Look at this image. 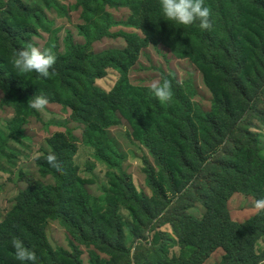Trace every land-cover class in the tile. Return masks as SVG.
<instances>
[{
    "label": "trees",
    "instance_id": "trees-1",
    "mask_svg": "<svg viewBox=\"0 0 264 264\" xmlns=\"http://www.w3.org/2000/svg\"><path fill=\"white\" fill-rule=\"evenodd\" d=\"M77 2L83 8L85 24L79 28L86 44H74L69 38L63 53L56 42L51 43L52 48L36 50L32 38L38 34L37 29L53 33L54 22L42 10L17 0L0 7V90L5 94L3 103L16 111L8 123V135L0 133V159L10 150L11 141L24 137L27 121L40 117L36 104L46 99L58 102L72 110L74 122L85 125V145L93 148L95 158L109 169V193L102 205L87 191V181L74 163L77 138L57 132L49 140L50 150L37 159L41 176L52 178L54 185L37 184L19 195L0 225V264H83L78 256L73 259L65 250H54L49 245L45 235L48 222H59L75 241L95 245L110 257L118 252L129 254L123 236L125 223L117 210L122 205L135 214L137 207L142 208L141 198L122 177L124 158L108 130L124 118L133 138L156 156L163 179L165 172L178 171L200 158L202 141L218 135L220 116H228L235 108L232 92L238 89L237 73L228 71L220 60L218 45L223 34L230 31L238 41L248 67H255L264 51V0ZM107 6L128 8L132 15L127 21H116L106 11ZM119 25L141 30L145 36L162 37L177 57L189 58L198 65L215 97L212 112L197 107L173 73L154 87L130 83L128 69L147 43L138 34L118 35L127 43L124 49L89 52L94 42L111 37L110 29ZM107 69L121 74L111 94L95 85ZM243 153L246 158L254 156L258 166L245 190L262 198L264 158L250 147H244ZM242 171L239 165L226 169L214 183V192L240 179ZM229 224L236 229L230 240L238 243L250 223ZM98 237L99 244H95L92 239ZM72 248L78 252L74 245ZM89 264L109 263L93 250Z\"/></svg>",
    "mask_w": 264,
    "mask_h": 264
},
{
    "label": "rangeland",
    "instance_id": "rangeland-1",
    "mask_svg": "<svg viewBox=\"0 0 264 264\" xmlns=\"http://www.w3.org/2000/svg\"><path fill=\"white\" fill-rule=\"evenodd\" d=\"M10 1L0 0V7L5 8ZM17 1L42 10L47 19L54 22L52 34L37 29L38 34L32 38L36 50L52 48L51 43L56 42L59 52L63 53L69 38L74 44H86L79 28L85 24L83 8L77 0ZM106 11L116 21H127L132 15L124 7L107 6ZM110 33L111 37L94 42L89 52L124 49L127 43L118 35L138 34L146 38L147 43L128 69L130 83L154 87L162 83L164 76L173 73L196 106L212 112L214 94L203 70L191 59L177 57L163 38L155 34L145 36L141 30L123 25L112 27ZM218 47L225 68L237 73L238 89L232 92L235 108L228 116H220V133L202 141L198 160L195 158L178 171L165 172L161 179L156 156L133 138L132 129L124 118L108 130L124 158L122 177L141 198L142 208L135 206V214L122 205L117 210L125 223L123 236L129 254L118 252L110 257L95 245L75 241L59 222H48L45 235L54 250L63 249L73 259L78 256L83 264H89L93 250L109 264H264V192L262 198L246 192L258 166L254 156L246 158L243 153L244 147H250L264 158V51L257 57L256 66L248 67L244 64L243 49L230 31L223 34ZM120 77L118 71L107 69L95 85L111 94ZM4 97L0 90V133L8 135V123L16 116V111L3 103ZM36 105L40 117L27 121L24 137L11 141L10 150L0 159V225L21 193L37 184L54 185L52 178L41 176L37 159L50 150L49 140L57 132L71 133L77 138L74 163L79 175L87 181V191L102 205L109 193V169L95 158L96 151L85 145V125L74 122L72 110L58 102L46 99ZM237 165L243 170L241 178L229 181L222 190L214 192L218 177ZM230 221L250 223L238 243L230 240L232 230H236L234 225L230 228ZM100 237L93 238V242L99 244ZM220 239L224 241L218 244Z\"/></svg>",
    "mask_w": 264,
    "mask_h": 264
}]
</instances>
